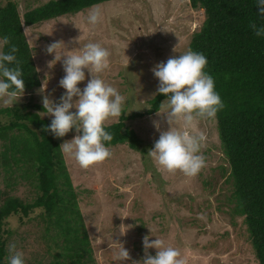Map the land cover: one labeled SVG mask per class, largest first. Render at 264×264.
Instances as JSON below:
<instances>
[{
  "label": "rangeland",
  "instance_id": "1",
  "mask_svg": "<svg viewBox=\"0 0 264 264\" xmlns=\"http://www.w3.org/2000/svg\"><path fill=\"white\" fill-rule=\"evenodd\" d=\"M14 1L23 14L48 0ZM5 3L6 0H0V5ZM97 5L102 8L103 20L95 28L85 21L92 7L24 27L41 86L24 93L13 106L0 101V108H22L27 103L42 106L43 95L59 102L65 92L59 80L65 72L62 62L49 67L54 56L45 51L55 41L64 42L65 53L79 52L89 42L101 44L110 57L109 67L99 76L125 97L121 115L144 113L150 108L148 102L156 95L159 83L151 69L189 50L191 35L204 21L203 10L192 9L188 0H112ZM78 37L79 44L75 43ZM85 75V81L78 84L81 90L91 78L86 69ZM36 112L41 118H54L46 115L45 110ZM158 112L161 115L155 113L126 122L142 141L144 155L126 144L109 146L108 159L83 169L64 153L73 185L81 192L79 206L97 264L141 261L145 235L150 236V241L158 237L179 250L185 264H258L242 218L231 214L228 163L219 144L215 121L197 120L190 128H185L182 122L175 125L180 131L203 133L206 137L200 152L206 166L197 176L187 177L180 172L168 173L148 156L160 135L154 121L160 122L164 130L168 127L163 110L160 108ZM118 120L119 117L110 118L105 125ZM76 135V132L66 134L57 140L62 144ZM7 225L20 234L24 232L16 217ZM116 242L129 251L130 260H117ZM148 251L156 255V249Z\"/></svg>",
  "mask_w": 264,
  "mask_h": 264
},
{
  "label": "trees",
  "instance_id": "2",
  "mask_svg": "<svg viewBox=\"0 0 264 264\" xmlns=\"http://www.w3.org/2000/svg\"><path fill=\"white\" fill-rule=\"evenodd\" d=\"M112 0H48L20 14L14 0L0 5L2 52L16 45L24 93L41 86L24 27ZM204 12L188 48L202 53L215 90L224 104L216 114L217 137L226 158L232 192V215L242 218L258 264H264V37L250 24L264 27L257 0H188ZM156 95L144 113L121 115L105 125L113 139L105 147L126 144L145 154L142 141L126 122L160 110L166 99ZM39 104L0 108V264H7L9 244L23 253L25 264H97L69 173L61 142L43 129L51 124ZM73 129L68 134H74ZM17 218L24 232L7 227Z\"/></svg>",
  "mask_w": 264,
  "mask_h": 264
},
{
  "label": "clouds",
  "instance_id": "3",
  "mask_svg": "<svg viewBox=\"0 0 264 264\" xmlns=\"http://www.w3.org/2000/svg\"><path fill=\"white\" fill-rule=\"evenodd\" d=\"M257 5L260 15L264 16V0H257ZM102 20L101 6L93 5L85 17L86 23L95 28ZM250 27L257 37H264V27L258 28L255 24H250ZM79 40L80 37L75 43L79 44ZM9 42V37L5 36L0 46ZM65 47L63 41H55L45 48L47 54L54 56L49 67L62 62L65 75L59 80V86L65 92L59 102L51 99L50 95L42 96L46 115L54 117L43 130L62 138L75 129L77 135L71 141L62 143L60 149L72 156L81 168L88 169L111 156L104 142H111L113 136L105 131V124L110 118L121 116L125 97L99 76L109 67L110 52L106 48L99 43L89 42L79 52L65 53L62 51ZM18 51V47L12 45L8 54L0 52V101L5 106H13L25 91L21 61L15 55ZM207 63L202 53L189 49L151 69L159 81L157 93L167 97L160 108L168 127L164 130L160 122L154 121L160 135L154 147L148 151V156L170 174L180 172L187 177H195L206 166L205 157L200 154L205 135H192L188 131L178 130L175 125L182 122L185 128H190L197 120L215 119L217 112L223 109L224 104L215 90L214 79L204 71ZM85 69L91 78L81 90L78 84L86 79ZM73 108L75 112L71 111ZM157 115L161 113L157 112ZM150 233L152 235L151 229ZM142 243L144 257L132 264H185L179 250L166 245L158 237L150 241V236L145 235ZM116 245L117 260H130L129 251L124 245L120 242H116ZM149 249H156V255H150ZM5 259L7 264H25L23 253L17 250L14 243L9 244Z\"/></svg>",
  "mask_w": 264,
  "mask_h": 264
}]
</instances>
